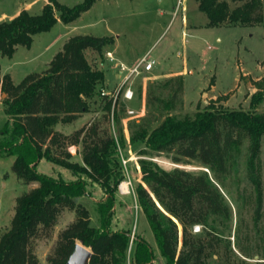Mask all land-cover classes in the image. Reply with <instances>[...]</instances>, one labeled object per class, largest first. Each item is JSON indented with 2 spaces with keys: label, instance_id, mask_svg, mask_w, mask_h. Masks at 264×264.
<instances>
[{
  "label": "trees",
  "instance_id": "obj_1",
  "mask_svg": "<svg viewBox=\"0 0 264 264\" xmlns=\"http://www.w3.org/2000/svg\"><path fill=\"white\" fill-rule=\"evenodd\" d=\"M96 1L83 0L67 7L48 0L39 14L22 10L0 22V55L11 57L17 46L30 48L36 34L48 32L59 21L68 24L77 20ZM230 1L238 5L231 9L224 0H197V7L205 14L209 27L261 24L262 0ZM108 42L104 37L72 36L43 71L26 75L18 84L0 72V103L6 116L0 149L14 157L11 168L18 179L36 184L16 198L10 226L0 235V264H40L34 244L50 238L64 210L72 212L74 218L58 233L50 264H65L77 243L91 250L88 264H125L129 247L133 264H151V246L139 235L131 236L126 229L105 230L112 220L110 209L118 185L126 180L119 144L104 127L109 106L101 119L88 121L69 135L54 129L88 112L89 101L105 77L100 69L92 68L86 52L100 53ZM263 102L264 90L251 96L247 111L213 105L180 118L167 115L156 128L149 132L140 129L130 141L170 155L174 162H196L214 174H224L231 149L247 140L252 166L264 137V114L257 112ZM76 146H81V166L70 161L68 148ZM42 159L69 170L75 178L84 175L100 187L106 197L96 205L101 228L90 225V212L76 201L86 184L80 179L65 181L37 172ZM140 174L147 189L136 185L137 204L165 264H205L207 251H214L216 246L211 229H207L208 219L230 218V208L223 203L220 191L204 172L178 168L164 171L152 162L142 161ZM249 174L260 198V183L253 170ZM257 207L258 215L259 203ZM200 225L204 235L196 236L192 229Z\"/></svg>",
  "mask_w": 264,
  "mask_h": 264
},
{
  "label": "rangeland",
  "instance_id": "obj_2",
  "mask_svg": "<svg viewBox=\"0 0 264 264\" xmlns=\"http://www.w3.org/2000/svg\"><path fill=\"white\" fill-rule=\"evenodd\" d=\"M47 1L0 0V22L12 19L22 10L39 14ZM57 1L74 7L83 0ZM224 1L231 9L238 5L230 0ZM261 6L259 25L209 27L205 14L197 7V0H97L77 20L68 24L59 21L48 32L36 34L30 48L17 46L11 57L0 55L1 74H8L12 82L18 84L26 75L43 71L72 36L109 39L100 53L86 52L92 68L100 69L105 77L103 85L96 87V95L89 101L88 112L71 123H59L54 129L69 135L88 121L101 119L105 107L109 106L104 127L119 144L122 163L128 160L123 170L132 189L126 195L115 193L110 209L112 220L105 230L126 229L131 236L139 235L151 246V264H165V260L159 255L134 192L138 184L147 189L140 176L142 161L152 162L164 171L178 168L204 172L220 191L223 203L230 208V218L225 220L216 216L208 219L207 229H211L216 246L214 251H207L205 264H264V137L253 167L248 157V141L244 140L231 149L224 174H214L196 162H174L170 155L156 153L142 142L130 141L140 129L149 132L156 128L167 115L180 118L213 105L229 110L250 109L251 96L264 90V0ZM149 48V58L155 63L152 70L134 80L133 99L125 101L118 97L114 100L109 96L104 99L100 91L112 93L113 87L121 81L118 70L112 67L114 62H108L105 52L116 49V56L129 64L135 56L141 58ZM211 85L213 89H210ZM3 109L0 103V133L6 120ZM131 110L137 115H129ZM257 112L264 114V102ZM68 151L70 161L81 166V146L69 147ZM13 160L6 149H0V235L10 226L16 198L36 186L16 177L11 168ZM36 170L65 181L82 180L86 187L76 201L84 204L90 212V225L101 228L102 218L96 205L106 197L95 182L84 175L75 178L69 170L43 159ZM251 170L260 183V198L249 179ZM73 218L72 212L64 210L50 238L35 242L34 250L40 264H50L57 235ZM204 231L201 225L197 232L192 229L196 236L204 235ZM178 242L180 250V226ZM130 254L129 247L125 264H133Z\"/></svg>",
  "mask_w": 264,
  "mask_h": 264
},
{
  "label": "built area",
  "instance_id": "obj_3",
  "mask_svg": "<svg viewBox=\"0 0 264 264\" xmlns=\"http://www.w3.org/2000/svg\"><path fill=\"white\" fill-rule=\"evenodd\" d=\"M105 56L110 63L114 62V66L118 70V75L120 76L121 81L117 87L113 89L112 93H105L104 90H101L100 94L102 96H109L114 100H116L118 97H121L123 100L127 101L132 100L134 97L132 88L134 80L140 75L146 74V72L150 71L153 68L155 61L149 58L148 52L137 61L129 64L118 62L114 59L111 52H106ZM130 114L137 115L136 111L134 110H131L129 112V115ZM127 162L128 160H123V165L125 166ZM131 189L132 185L130 180H124L118 185L119 194H129ZM198 230L199 226H194L193 231L197 232Z\"/></svg>",
  "mask_w": 264,
  "mask_h": 264
},
{
  "label": "water",
  "instance_id": "obj_4",
  "mask_svg": "<svg viewBox=\"0 0 264 264\" xmlns=\"http://www.w3.org/2000/svg\"><path fill=\"white\" fill-rule=\"evenodd\" d=\"M91 254L92 253L89 248L77 243L67 258L65 264H88Z\"/></svg>",
  "mask_w": 264,
  "mask_h": 264
},
{
  "label": "crops",
  "instance_id": "obj_5",
  "mask_svg": "<svg viewBox=\"0 0 264 264\" xmlns=\"http://www.w3.org/2000/svg\"><path fill=\"white\" fill-rule=\"evenodd\" d=\"M90 9H91V8H90ZM115 50H116V49H114V50H112V51H106V52H111V53L113 54V57H114L115 60H117L118 62H122V63H124V61L120 60L119 57L116 56V51H115ZM149 50H150V48H149L145 53H147V52L149 53ZM106 52H105V53H106ZM144 55H145V54L141 55L140 57H142V56H144ZM138 58H139V57H136V56H135V58H133V60H131L129 63H132V62L137 61ZM108 62H109V60H108ZM109 63H110V62H109ZM110 64H111V63H110ZM112 67H113V69L115 68L114 64H112ZM152 69H153V68H152ZM152 69H151V70H152ZM241 73H243L242 76H245V74H246V73H244L242 70H241ZM115 87H117V84L113 87V89H114ZM113 89H112V91H113ZM210 89H213V86H212V85H211V88H210ZM2 97H4V96L2 95ZM140 176H141V174H140ZM141 177H142V176H141Z\"/></svg>",
  "mask_w": 264,
  "mask_h": 264
},
{
  "label": "bare ground",
  "instance_id": "obj_6",
  "mask_svg": "<svg viewBox=\"0 0 264 264\" xmlns=\"http://www.w3.org/2000/svg\"><path fill=\"white\" fill-rule=\"evenodd\" d=\"M123 187H124V185H123Z\"/></svg>",
  "mask_w": 264,
  "mask_h": 264
}]
</instances>
